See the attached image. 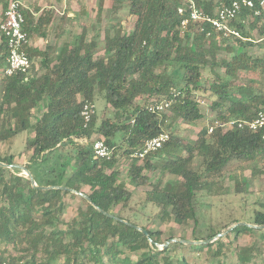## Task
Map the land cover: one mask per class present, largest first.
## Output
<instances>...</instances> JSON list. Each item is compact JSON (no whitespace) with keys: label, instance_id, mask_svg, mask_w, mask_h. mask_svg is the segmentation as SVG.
Listing matches in <instances>:
<instances>
[{"label":"trees","instance_id":"16d2710c","mask_svg":"<svg viewBox=\"0 0 264 264\" xmlns=\"http://www.w3.org/2000/svg\"><path fill=\"white\" fill-rule=\"evenodd\" d=\"M113 1L112 8L117 9L121 6L118 2L124 0ZM253 1L254 7H244L230 24L244 38L251 36L244 23L249 22L262 39L258 43L254 39L244 42L235 35L224 36L205 19H191L184 26L182 21L189 15L178 12L183 0H125L124 6L136 16L132 31H124L120 20L111 23L105 29L102 54H96L99 40L87 38L86 26L59 48L29 49L31 58H42L41 70L35 71L33 65L29 74L19 70L3 74L9 47L1 36L0 143H13L19 134L33 132L25 145L27 152L32 151L27 168L38 185L68 189L34 187L21 174L22 169L0 164V243L13 245L21 252L16 257L0 247V264H15L16 260H24L25 264H53L63 256L65 264H85L87 260L94 264H191L184 256L168 253L173 247L188 244L171 241L161 249L160 231L144 226L151 242L142 231L102 213L99 208L114 214V206H129L133 191L121 179L118 158L132 157L162 132H167L169 139L144 158L134 157L128 180L139 188L150 184L147 171L159 169L162 177L174 176L166 181L159 178L147 191L146 201L155 203L162 214L172 215L182 224L196 221L197 194L209 191L232 161L252 164L264 158L262 133L249 129L215 128L209 133V128L204 127L197 139L188 142L167 131L174 121L181 119L194 124L202 119L199 101L194 98L201 89L212 91V108L218 112L216 119H252L256 110L264 106V92H257L254 85L236 83L241 70L261 68L264 72V54L252 58L245 52L247 44H259L264 50V0ZM103 2L100 0V7ZM231 2L196 0L197 6L210 16ZM9 3L5 2V10ZM23 11L24 29L48 36L54 11L43 10L38 17L29 9ZM230 39L237 40V48L229 44ZM221 41H229L225 47L233 52L232 59L225 64V75L214 70L218 51L223 48ZM208 66L214 70L215 78L205 87L202 72ZM141 95L145 96L144 101H137L135 98ZM98 97L112 105L113 117H104L98 123L96 111L86 125L83 105L86 101L96 105ZM163 104L162 111L156 108ZM37 107L44 111L33 122V110ZM99 139L112 148L111 159L95 156L94 144ZM184 151L187 155H183ZM197 156L201 163L195 169L192 164ZM0 162L17 163L15 154L0 155ZM257 172L263 170L254 167L251 178ZM248 181L244 178L239 183L236 178L235 192L247 194ZM71 189L90 200L81 195L85 206L78 208L77 216L67 228H62L61 216L67 207L65 196L80 195ZM261 204L263 209L255 210L252 224L264 225V203ZM114 215L132 222L120 214ZM238 223L230 228L236 237L248 231L258 232L264 238V228ZM222 232L219 229L207 237H196L216 238L188 246L198 252L206 248L207 255L216 259L205 264H227L221 259L226 247L224 233L218 236ZM124 249L138 252L137 261L122 256ZM235 250L237 264H264L255 242L237 246ZM28 253L31 259L26 257ZM38 253L44 254L40 260Z\"/></svg>","mask_w":264,"mask_h":264},{"label":"rangeland","instance_id":"374dc122","mask_svg":"<svg viewBox=\"0 0 264 264\" xmlns=\"http://www.w3.org/2000/svg\"><path fill=\"white\" fill-rule=\"evenodd\" d=\"M25 2L30 5V3H34L35 1L26 0ZM113 3V0H104L102 7H100V0H81L80 3L76 4L75 12H79L80 17H77L79 20L75 23L76 26L72 27L71 32L76 36V34L83 29L82 27L86 26L88 38H96L99 40L100 44L96 54L103 53L105 29L109 27L111 23H117V21L120 20L124 31L127 32L132 31L134 28L136 16L132 15L124 6L125 0L118 2L121 6L117 9L112 8ZM1 7L0 5V12ZM244 23L246 25L245 29L251 36L242 38L243 41L247 42V40L254 39L256 43L260 42L262 39L259 38L258 30L251 29L249 22L246 21ZM71 24L72 23H70V25ZM54 28L55 27L51 29V35L55 38L57 29L54 30ZM219 37L220 39L223 38L222 35ZM229 41H221L223 48L218 51L214 66V70L221 75H225V64L230 61L233 56V52L225 47L226 43L229 42L231 46L236 48L238 46L236 39H230ZM245 52L252 58L261 57L264 54L263 47L259 44L245 45ZM214 70H212L210 66L204 68L202 79L205 87H209V84L215 78ZM1 78L2 74L0 75V82ZM236 83L246 86L254 85L256 89H258L257 92H259V90L264 92V72L261 68L249 71L241 70L238 72ZM211 95L212 91L209 89H201L194 94V98L199 101V107L203 113L202 119L196 121L194 124L186 123L181 119L174 121L172 128L167 129V131L173 133L184 142L197 139L199 132L204 127H209L218 115L217 110L212 108L213 98H211ZM135 99L137 101H144L143 99H145V96L141 95ZM95 103L98 123H100L104 117H113L114 108L104 98L98 97ZM42 111L43 110L38 108L33 111V122L36 121L37 117L41 116ZM32 136H34L33 132H23L17 136L13 143L1 142L0 155L15 154V161L18 164L26 165L29 162L32 151L27 152L25 150V145L27 139ZM183 155H187V152L184 151ZM134 157L135 156L132 155L130 158L126 156H119L118 158L121 179L126 181L128 188L133 191V198L126 208H122L121 205L114 206V214H120L122 217L131 220L132 223H136L141 227L147 226L155 231H160L161 242L158 243V246L161 249L165 248L163 245L173 238L197 240L195 239L196 237H207L219 229H222L224 233L222 237L226 243V247L224 249L225 256H222L221 259L226 260L227 264L238 263L235 247L244 246L253 242H255L259 248L261 257H264V238L261 237L258 232L251 233L244 231L236 237L235 234L230 231V228L238 226V222L240 221L251 223L254 218L255 210L263 209V204L261 203H264V158H259L252 164L238 160L232 161L224 170L222 176L218 179L216 178L215 184L209 191H203L197 194L196 221L191 220L186 224H182L175 220L172 215L162 214L160 208L155 203L146 201L147 191L152 189V185H154L159 178H164L163 180L166 181L174 176L165 174L164 177H162V173L159 169L156 171H147L146 173L150 177V184L145 187L136 188L130 184L128 180V171ZM200 163V157H195L192 164L193 168L197 169ZM158 165L161 166L162 164ZM254 167H257L258 170H263V172H257L255 177L251 178ZM21 174L26 176L24 171H22ZM236 178L238 182L240 181L239 183H241L244 178L249 180L246 184V190H248L247 194H237L235 192ZM85 190H88V188ZM65 202L67 207L61 216L62 228H67L68 224L77 216L78 208L85 206V202L81 198V195L78 194L73 197L70 194L66 195ZM182 243L187 245V243ZM188 245L173 247L168 253L173 254L175 257L184 256L191 264H205L210 260L216 261V259L210 258V256L207 255L206 248L198 252ZM0 247L2 249L6 248L9 253L16 257L21 253L17 248H14L13 245L6 246L4 243H0ZM124 250L125 253L122 254V256L127 255L132 261H137L139 257L138 252H131L128 249ZM36 256L40 260L44 254L38 253ZM26 257L31 259V254L28 253ZM15 264H25V261L16 260ZM53 264H65L64 256L55 260ZM85 264H94V262L87 260Z\"/></svg>","mask_w":264,"mask_h":264},{"label":"built area","instance_id":"2783aa9c","mask_svg":"<svg viewBox=\"0 0 264 264\" xmlns=\"http://www.w3.org/2000/svg\"><path fill=\"white\" fill-rule=\"evenodd\" d=\"M184 3L178 9L182 15H189L182 21L184 26L187 25L189 20L205 19L212 23L214 28L223 33L224 36L235 35L242 37L241 33L233 27L231 21L239 16L244 7H254L253 0H232L229 6H225L216 10L214 16L206 15L201 7L197 6L196 0H183ZM24 7L18 0H11L7 9L3 13L0 20V35L7 40L9 53L7 56V67L3 74H12L15 71H23L29 74L33 69V60L29 56L25 46L29 42V34L24 29L25 15ZM190 17V18H189ZM243 38V37H242ZM168 104H166L167 106ZM165 105H158V110H163ZM96 112V105L90 101H86L83 105L82 115L85 124L91 122L93 114ZM209 133L213 132L215 128L222 130H232L235 128L249 129L255 133H262L264 137V106L256 110V114L252 119H215L208 127ZM169 139L167 132L148 140L143 149L134 154L135 157L144 158L146 154L156 151L163 146L164 142ZM95 156L97 158L111 159L113 150L106 144L103 139H99L94 144Z\"/></svg>","mask_w":264,"mask_h":264},{"label":"crops","instance_id":"0c3cea01","mask_svg":"<svg viewBox=\"0 0 264 264\" xmlns=\"http://www.w3.org/2000/svg\"><path fill=\"white\" fill-rule=\"evenodd\" d=\"M6 1L9 2L11 0H0V5L2 6L1 12H0V20L3 17ZM25 1L26 0L20 1L23 7L25 9L27 8L30 11H32V13H34L37 17L42 13L43 10L51 9L54 11L53 22L50 24L49 29H48V32H49L48 36L44 37L40 34L28 32L29 42L26 44V50L37 49V50L43 51L47 48V46H52L53 48L55 47L59 48L65 42H69L73 39L75 34L71 32V29L72 27L76 26L75 23H77V21L79 20L78 18L80 17L79 12L78 13L75 12L76 11L75 7H76V4L80 3L81 0H33L35 2L30 3V5ZM37 8L39 10H37ZM70 23L72 24L70 25ZM53 27H55L54 30L57 29L55 38L54 36L51 35V29H53ZM0 38H1V35H0ZM32 60H33L34 68H35L34 70L40 71L42 58L39 56L38 57L34 56ZM38 109H41L44 111V108H38Z\"/></svg>","mask_w":264,"mask_h":264},{"label":"water","instance_id":"95a60500","mask_svg":"<svg viewBox=\"0 0 264 264\" xmlns=\"http://www.w3.org/2000/svg\"><path fill=\"white\" fill-rule=\"evenodd\" d=\"M0 164L3 165V166H5V167H9V168H16V167H18V168L22 169V171H24V172L26 173V176L30 179V181H31V183H32V185H33L34 187H37V188H40V189H43V190H47V189H63V190H66V189H68V187H66V186H52V185H47V186H46V185H38V183H37V181H36L34 175H33L32 172L27 168L26 165H22V164H18V163H15V164H7V163H4V162H0ZM71 191H73V192H75V193H79L80 195H84L87 199L90 200L89 196H87V195H85V194H82L81 192H77L76 190H73V189H71ZM99 210H100L102 213H104V214H106V215H108V216H110V217H114L115 219L122 220V221L128 223V224L131 225L132 227H135V228H137L138 230L142 231L144 234H146V235L150 238L147 229H145L144 227H141V226H139V225H137V224H134V223H132V222H129V221L125 220V219H122V218H120V217H118V216H116V215H114V214H112V213L106 212L105 210H103V209H101V208H99ZM244 224H247L248 226H250V227H254V228H264V225H255V224H251V223H244ZM222 234H223V232L220 233L218 236H221ZM215 238H216V237H215ZM215 238H213V239H215ZM213 239H209V240H184V239L173 238V239H171V240H168V241L163 245V247H166L171 241H174V242L181 241V242H184V243H187V244H192V243H207V242L212 241ZM150 240H151V242H152V239H151V238H150Z\"/></svg>","mask_w":264,"mask_h":264}]
</instances>
